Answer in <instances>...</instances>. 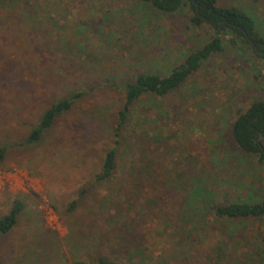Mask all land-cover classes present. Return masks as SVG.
I'll list each match as a JSON object with an SVG mask.
<instances>
[{
    "label": "rangeland",
    "instance_id": "374dc122",
    "mask_svg": "<svg viewBox=\"0 0 264 264\" xmlns=\"http://www.w3.org/2000/svg\"><path fill=\"white\" fill-rule=\"evenodd\" d=\"M216 4L264 33V0ZM190 15L143 0H0V216L21 205L0 234V264H264V216L211 211L264 191V160L231 136L236 114L264 98L250 49L224 43L173 90L144 93L114 136L124 84L166 75L209 40ZM76 93L27 142L42 112ZM113 145L114 173L96 181ZM194 183L209 192L203 202L189 200Z\"/></svg>",
    "mask_w": 264,
    "mask_h": 264
},
{
    "label": "trees",
    "instance_id": "16d2710c",
    "mask_svg": "<svg viewBox=\"0 0 264 264\" xmlns=\"http://www.w3.org/2000/svg\"><path fill=\"white\" fill-rule=\"evenodd\" d=\"M154 9L162 12H173L187 5L191 11L190 21L195 26L206 25L212 31L209 40L199 48L185 54L184 58L170 68L166 75L138 73L132 81L124 84V96L117 112V126L114 136H118V128L126 122L130 106L144 93L164 95L176 88L193 71H195L210 55L221 50L224 43L241 49H250L257 58L262 60V80L264 82V33L257 29V22L243 10L233 6H218L216 0H143ZM52 102L41 114L36 125L31 129L26 140L35 142L48 129L56 116L68 109L73 100L79 96ZM256 133V136H255ZM231 136L236 146L246 153H252L258 161L264 160V147L260 137L264 136V98L252 101L245 109L238 112L231 124ZM255 137L257 139H255ZM116 145V140H114ZM115 145L104 152L99 171L94 176L96 181H107L116 167ZM3 150L0 148V158ZM191 199L195 203L203 202L209 192L201 185L194 183L191 187ZM21 210L20 203L15 200L9 211L0 216V234L9 231ZM217 217L244 218L264 216V191L256 202H230L214 205L211 209ZM135 257V255H134ZM98 264H116L103 256L96 258ZM138 261V260H137ZM136 261V262H137ZM72 264H84L74 261Z\"/></svg>",
    "mask_w": 264,
    "mask_h": 264
},
{
    "label": "water",
    "instance_id": "95a60500",
    "mask_svg": "<svg viewBox=\"0 0 264 264\" xmlns=\"http://www.w3.org/2000/svg\"><path fill=\"white\" fill-rule=\"evenodd\" d=\"M255 136H256V133H255ZM255 139H257V138L255 137Z\"/></svg>",
    "mask_w": 264,
    "mask_h": 264
}]
</instances>
